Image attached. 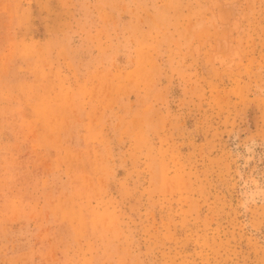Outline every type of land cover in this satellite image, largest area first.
Returning a JSON list of instances; mask_svg holds the SVG:
<instances>
[{
	"label": "rangeland",
	"instance_id": "obj_1",
	"mask_svg": "<svg viewBox=\"0 0 264 264\" xmlns=\"http://www.w3.org/2000/svg\"><path fill=\"white\" fill-rule=\"evenodd\" d=\"M258 185L264 0H0V264H264Z\"/></svg>",
	"mask_w": 264,
	"mask_h": 264
},
{
	"label": "bare ground",
	"instance_id": "obj_2",
	"mask_svg": "<svg viewBox=\"0 0 264 264\" xmlns=\"http://www.w3.org/2000/svg\"><path fill=\"white\" fill-rule=\"evenodd\" d=\"M252 147H253V143H251L247 147V151H250L252 149ZM259 185L256 188L253 187V189L251 191L249 189V193L246 191L248 193V194L245 195L247 201L256 200L257 198H259V199H261V201L264 202V187L262 186L261 188H259Z\"/></svg>",
	"mask_w": 264,
	"mask_h": 264
}]
</instances>
